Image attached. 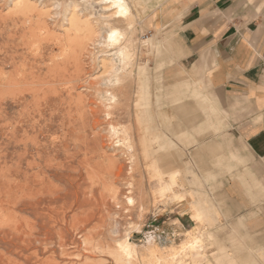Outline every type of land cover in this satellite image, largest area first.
Returning a JSON list of instances; mask_svg holds the SVG:
<instances>
[{"label":"rangeland","instance_id":"rangeland-1","mask_svg":"<svg viewBox=\"0 0 264 264\" xmlns=\"http://www.w3.org/2000/svg\"><path fill=\"white\" fill-rule=\"evenodd\" d=\"M82 1L0 0V264H116L110 255L128 234L143 257L157 248L168 261L194 226L205 238V251L198 244L192 254H206L200 264H239L244 255L254 264L239 237L225 248L223 236L203 234L223 222L213 189L202 186L208 177L195 170L198 141L181 104L205 99L191 87H166L168 50L143 27L148 3L128 0V30L124 21H101L97 4L66 18ZM80 18L83 44L71 49ZM109 27L135 50L119 84L109 83ZM193 203L209 207L210 223L186 218Z\"/></svg>","mask_w":264,"mask_h":264},{"label":"crops","instance_id":"crops-1","mask_svg":"<svg viewBox=\"0 0 264 264\" xmlns=\"http://www.w3.org/2000/svg\"><path fill=\"white\" fill-rule=\"evenodd\" d=\"M145 3L143 27L168 50L161 59L166 87L176 92L191 87L205 99L181 104L198 141L191 148L195 170L208 177L202 186L213 189L219 218L214 216L223 222L203 234L223 236L225 248L228 237H239L241 252H252L254 264H264L258 258L264 255V0ZM196 108H206L207 116ZM184 198L178 194L176 200ZM196 204L186 218L195 225L210 223L209 207ZM189 230L198 235L203 229ZM202 245L205 251L204 237ZM205 256L200 251L194 258L200 264ZM225 256L222 250L220 260ZM247 256L239 264H247Z\"/></svg>","mask_w":264,"mask_h":264},{"label":"bare ground","instance_id":"bare-ground-1","mask_svg":"<svg viewBox=\"0 0 264 264\" xmlns=\"http://www.w3.org/2000/svg\"><path fill=\"white\" fill-rule=\"evenodd\" d=\"M95 4L99 5V7L101 8L102 13L99 14L101 21L104 20L103 22H106L107 25H110V21L112 19L115 21H124L128 26V30L132 29L134 15L132 13V9L128 0H83L82 4L74 3L69 6L66 18L72 16V12H74L73 15H77L76 13L80 6H93ZM89 16H92L91 13H89ZM82 19L80 18L74 21L78 26H76V38L73 40V46L71 47V49H74L75 46L83 44V38L80 37L82 36L81 33H83V28H81L79 25L83 24ZM92 23L93 21H91V18H87L84 21L86 30L89 33L92 32ZM126 37V33L122 32L118 28L109 27L106 42L108 44V47L111 49V51H109L111 52V54L109 55L110 61L108 62V74H110L111 76L109 83L111 84H119V82L121 81L120 76L123 73L129 78L131 74L130 68L134 66L133 57L135 54V50H133V48L129 44H125L127 40ZM113 99L114 98L112 97L109 99V101H113ZM128 202L130 204H133L134 200L132 198H129ZM129 236L130 234H128L126 240L120 244L118 251L114 255H110V257L114 259V263L133 264L134 261H139L141 264H153L154 260L156 261V264H198V261L192 256V254L195 249V245L202 244V236H189L188 239L184 243H182V245L180 246V250L177 253L174 254L173 252H169V254L171 253V258L170 260L168 259V261L167 259H162V256H159L163 252H161V250H158L157 248H154L151 251L147 249L149 255L143 257L140 254L139 245L130 243L128 241ZM151 240V238L147 239V241Z\"/></svg>","mask_w":264,"mask_h":264}]
</instances>
